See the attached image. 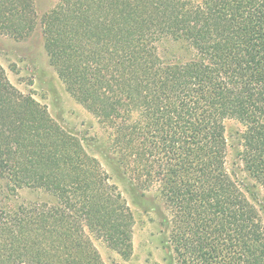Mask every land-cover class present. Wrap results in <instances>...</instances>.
I'll use <instances>...</instances> for the list:
<instances>
[{"label": "trees", "instance_id": "obj_1", "mask_svg": "<svg viewBox=\"0 0 264 264\" xmlns=\"http://www.w3.org/2000/svg\"><path fill=\"white\" fill-rule=\"evenodd\" d=\"M34 15L0 0V33L24 38ZM40 26L65 90L110 131L118 178L142 201L156 188L176 263L264 264V0H58ZM164 42L186 57H160ZM82 144L0 68V176L51 197L0 210V264H103L92 236L129 258L132 213Z\"/></svg>", "mask_w": 264, "mask_h": 264}, {"label": "rangeland", "instance_id": "obj_2", "mask_svg": "<svg viewBox=\"0 0 264 264\" xmlns=\"http://www.w3.org/2000/svg\"><path fill=\"white\" fill-rule=\"evenodd\" d=\"M30 1L35 14L34 27L30 33L22 39L0 33V68L17 91L31 96L46 107L51 118L63 131L83 143L85 151L98 160L110 178V183L122 194L134 219L129 258H124L101 238L92 236L94 248L103 264H177L172 253L162 244L165 232L162 218L166 214V207L156 188L152 187L147 191L146 199L142 201L137 198L136 193L130 191L128 182L118 178L111 166L117 157L109 148L110 131L67 93L49 63L43 45L40 20L54 9L58 0ZM158 53L166 60L186 57L179 45L170 42L161 43ZM241 131L242 127L237 122L225 123L226 168L233 179L245 183L247 178L241 171V166L235 170L239 162L237 152L240 150L237 134ZM253 199L264 221V189H255ZM49 201L51 202L50 195L43 191L27 188L12 190L7 180L0 176V210L14 207L15 204Z\"/></svg>", "mask_w": 264, "mask_h": 264}]
</instances>
